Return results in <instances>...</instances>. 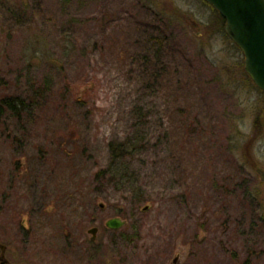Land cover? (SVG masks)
Masks as SVG:
<instances>
[{"label": "rangeland", "instance_id": "rangeland-1", "mask_svg": "<svg viewBox=\"0 0 264 264\" xmlns=\"http://www.w3.org/2000/svg\"><path fill=\"white\" fill-rule=\"evenodd\" d=\"M244 65L204 0H0V103L24 101L0 116L7 259L264 264V91Z\"/></svg>", "mask_w": 264, "mask_h": 264}, {"label": "water", "instance_id": "water-1", "mask_svg": "<svg viewBox=\"0 0 264 264\" xmlns=\"http://www.w3.org/2000/svg\"><path fill=\"white\" fill-rule=\"evenodd\" d=\"M225 21V32L245 57L244 69L255 86L264 91V0H204ZM103 208V205H101ZM145 211L148 207L144 208ZM111 230H119L125 222L119 218L106 224ZM98 229L89 231L96 240ZM182 251L173 264L181 260Z\"/></svg>", "mask_w": 264, "mask_h": 264}, {"label": "trees", "instance_id": "trees-1", "mask_svg": "<svg viewBox=\"0 0 264 264\" xmlns=\"http://www.w3.org/2000/svg\"><path fill=\"white\" fill-rule=\"evenodd\" d=\"M218 18L220 19V22L222 23V25L225 27V21L224 19L217 13ZM160 45H163L162 43L158 42ZM152 76L157 80L160 77V73L159 71H155ZM24 105V101L18 99V98H14V99H6L3 100L0 103V116L2 115V109L3 108H7L9 110H13V111H17L19 109L20 106ZM264 120V113L258 116V120L257 121H263ZM138 146V145H137ZM136 147V146H133ZM115 152L113 153V160L112 163L113 165L111 166L112 169L115 171V175L114 177H119L121 178V181H123L126 177L127 174L124 173V170L118 165V162L120 161V159L126 154L127 150L130 149V144H128V142H123L119 145H117V147H114Z\"/></svg>", "mask_w": 264, "mask_h": 264}, {"label": "flooded vegetation", "instance_id": "flooded-vegetation-1", "mask_svg": "<svg viewBox=\"0 0 264 264\" xmlns=\"http://www.w3.org/2000/svg\"><path fill=\"white\" fill-rule=\"evenodd\" d=\"M114 219V218H113ZM120 219V218H119ZM122 220V219H121ZM107 224V223H106ZM107 227V226H106ZM109 229V228H108ZM111 230V229H109ZM114 231V230H112ZM99 232V231H98ZM98 235V233H97ZM7 251H8V247L5 246L4 244L0 243V264H15V263H12L11 261H9L6 257V254H7Z\"/></svg>", "mask_w": 264, "mask_h": 264}]
</instances>
